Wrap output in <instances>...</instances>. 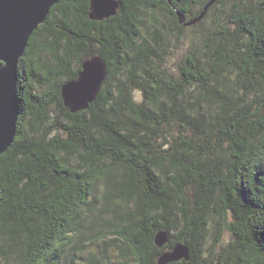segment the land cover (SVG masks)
I'll list each match as a JSON object with an SVG mask.
<instances>
[{
  "label": "trees",
  "instance_id": "obj_1",
  "mask_svg": "<svg viewBox=\"0 0 264 264\" xmlns=\"http://www.w3.org/2000/svg\"><path fill=\"white\" fill-rule=\"evenodd\" d=\"M89 1L59 0L19 58L0 264H158L178 245L168 264H264V0H116L102 21ZM90 59L106 77L72 114L61 87Z\"/></svg>",
  "mask_w": 264,
  "mask_h": 264
},
{
  "label": "water",
  "instance_id": "obj_2",
  "mask_svg": "<svg viewBox=\"0 0 264 264\" xmlns=\"http://www.w3.org/2000/svg\"><path fill=\"white\" fill-rule=\"evenodd\" d=\"M58 3L59 0H0V156L13 141L19 116L16 92L19 58L33 32L46 21L51 8ZM118 7L116 0H90L88 17L102 21L115 16ZM176 14L179 22L184 24V17L178 12ZM105 77V65L101 59L83 61L77 78L61 87L64 107L72 114L86 109L95 100ZM167 242L168 236L164 232H159L154 239L158 249ZM180 260H188V251L178 245L171 252L163 253L158 264Z\"/></svg>",
  "mask_w": 264,
  "mask_h": 264
},
{
  "label": "rangeland",
  "instance_id": "obj_3",
  "mask_svg": "<svg viewBox=\"0 0 264 264\" xmlns=\"http://www.w3.org/2000/svg\"><path fill=\"white\" fill-rule=\"evenodd\" d=\"M160 17V16H159ZM179 48V47H178ZM185 48V46L183 47V48H179V50L178 51H176V53L173 55V57H172V60H171V63H175V62H178V58L183 54V49ZM112 238H114V237H112ZM111 238V239H112ZM116 240H117V238H115ZM115 244H117V245H120V243L117 241V242H115ZM113 255L114 254H111V257H113Z\"/></svg>",
  "mask_w": 264,
  "mask_h": 264
},
{
  "label": "flooded vegetation",
  "instance_id": "obj_4",
  "mask_svg": "<svg viewBox=\"0 0 264 264\" xmlns=\"http://www.w3.org/2000/svg\"><path fill=\"white\" fill-rule=\"evenodd\" d=\"M52 9V8H51ZM49 16V15H48ZM48 18V17H47ZM46 22V21H45ZM42 25V24H41Z\"/></svg>",
  "mask_w": 264,
  "mask_h": 264
},
{
  "label": "bare ground",
  "instance_id": "obj_5",
  "mask_svg": "<svg viewBox=\"0 0 264 264\" xmlns=\"http://www.w3.org/2000/svg\"><path fill=\"white\" fill-rule=\"evenodd\" d=\"M67 83V82H66Z\"/></svg>",
  "mask_w": 264,
  "mask_h": 264
}]
</instances>
